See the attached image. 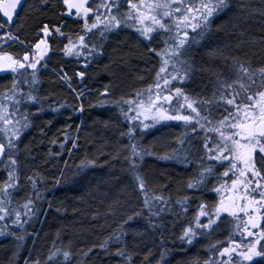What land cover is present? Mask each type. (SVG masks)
<instances>
[{
    "label": "trees",
    "instance_id": "obj_1",
    "mask_svg": "<svg viewBox=\"0 0 264 264\" xmlns=\"http://www.w3.org/2000/svg\"><path fill=\"white\" fill-rule=\"evenodd\" d=\"M40 5V0H28L16 24L29 43H33L30 37L34 29L52 17L49 8ZM230 6L231 11L213 19L207 36L195 37L199 43L191 49V59L195 58L196 79L193 73L190 86L175 84L194 98L212 96L214 82L231 76L233 58L251 62L253 68L264 66V0H230ZM156 40L158 44L154 40L149 46L131 27L103 41L92 36V43H102L103 54L87 62L55 54L51 43L52 54L38 66L34 93L38 101L20 108L29 127L17 145L20 187L13 193V206L19 207L33 195L25 178L38 176L39 212L23 227L0 222L5 233L0 235V264H35L37 260L44 264L53 245L72 253L70 264H204L210 258L217 259L218 250L230 240L247 242L226 214L210 235H198L190 245L180 240L182 228L194 222L198 205L211 207L218 199L212 191L213 178L202 190L187 188L188 182L197 179L199 157L204 155L202 133L193 136L190 128L167 121L150 124L147 129L137 126L131 141L122 135L128 132L129 123L113 102L133 99L154 84L160 62L149 49L164 46L160 37ZM6 49L21 57L25 52L15 43ZM57 72L66 73L70 84L61 81ZM79 72L85 73L84 79L77 76ZM12 81V74H0V93L10 89ZM106 88L111 93L107 97L101 95ZM185 133L190 143L184 145L183 154L189 160L164 158L172 157L176 141ZM131 143L149 153L137 161L148 189L171 200L162 220L156 221L164 225L160 230L150 227L146 212L123 225L142 203L125 159ZM84 159L94 161V166L79 171ZM216 171L222 173L224 168ZM6 179L0 165V184ZM185 197L188 211L177 217L181 208L176 202ZM121 228L126 233L123 244L111 241L106 249L100 247ZM118 248L125 256L116 254ZM253 264H264V258L256 257Z\"/></svg>",
    "mask_w": 264,
    "mask_h": 264
},
{
    "label": "snow or ice",
    "instance_id": "obj_2",
    "mask_svg": "<svg viewBox=\"0 0 264 264\" xmlns=\"http://www.w3.org/2000/svg\"><path fill=\"white\" fill-rule=\"evenodd\" d=\"M47 3L48 0H42L41 7ZM62 3L69 17L74 14L83 20L84 35L66 36L61 27L53 25L50 28L44 24L38 33L43 39L31 46V54L25 51L21 57L2 51V46L9 41L24 46V41L12 33L11 27L25 0H0V19L3 20L0 22V32H3L0 35V42H3L0 45V72L13 76L10 89L0 93V165L7 174V179L0 184V222L10 221L9 227H23L39 212L36 206L39 200L38 176L33 174L25 178L33 189V195L19 207L13 206V193L20 187L17 145L29 127L28 117L21 114L20 108L38 101L34 94L38 66H43L42 62L50 51L48 39L53 33L66 38L68 42L62 49L64 55L87 62L103 54V45L92 43L86 37L97 36L98 41H103L116 31L133 27L149 43L164 37V46L159 50L149 49L160 62L154 84L143 92H137L133 99L121 98L113 102L121 108L129 123L128 132L122 135H127L131 141L137 126L147 129L150 124L167 121H176L190 128L193 136L202 133L204 155L199 157L197 179L188 182L187 188L202 190L207 187L209 178L215 181L212 188L218 197L215 205L210 207L200 203L194 222L190 221L182 228L180 240L190 245L198 235H210L226 214L233 218L236 230L247 242L230 240L228 246L218 250L217 259L210 258L204 264H253L256 257L264 258V66L253 68L251 62L233 58L231 76L218 78L214 82L212 96L207 99L194 98L182 87L175 86L191 79L195 71L191 49L199 43L195 37L203 39L212 31L213 19L231 11L230 0H100L95 7L91 6V0H62ZM124 8L126 11H122ZM77 76L82 80L85 73L79 72ZM67 82L70 84V80ZM110 94L107 88L101 93L105 97ZM79 110L82 111V107ZM176 143L178 147L173 150L172 157L164 158L189 160V156L183 154L184 145L190 143L188 134L185 133ZM128 148L130 154L125 159L134 191L142 203L139 210H134L124 219L123 225L146 212L150 227L160 230L164 225L156 221L162 220L171 200L153 194L140 174L137 161L149 153L136 143H131ZM92 166L94 161L84 159L78 170L85 171ZM218 167L224 171L217 173ZM176 203L181 208L177 217L186 214L188 198ZM4 234L0 230V235ZM125 236L122 228L114 231L100 247L106 249L111 241L123 244ZM21 239L23 237H17V240ZM212 249L215 250L216 246L213 245ZM116 254L125 256L120 248ZM72 258L70 251L53 245L44 264H70ZM35 264L41 262L37 260Z\"/></svg>",
    "mask_w": 264,
    "mask_h": 264
},
{
    "label": "flooded vegetation",
    "instance_id": "obj_3",
    "mask_svg": "<svg viewBox=\"0 0 264 264\" xmlns=\"http://www.w3.org/2000/svg\"><path fill=\"white\" fill-rule=\"evenodd\" d=\"M40 2L42 3V0H40ZM99 3H100V0H91V6H93V7H95ZM27 4H28V0H25V4H24L23 8L19 11V16L23 12V10L26 8ZM42 8H49V11H50V14H52V17L50 19H48L47 22H43L40 26H38L34 29L33 34L30 37V41L32 40L33 43L27 42L29 40L26 37H24L19 32V30L17 29L16 24L19 21V16L16 19V22L11 27V31L14 35L18 36L21 41L25 40L24 46L18 45V46L23 47L25 49V51H29V53L31 54V51H30L31 46L34 45L35 43H37L39 39H43V36L38 35V33L40 31V28L44 24H48L50 28L53 25L61 27V31L63 33H65L66 36L67 35H71V36L84 35V32L82 31L83 20L75 17L74 14L69 17L66 14V7L63 5L62 0H48L47 5L42 7ZM122 11H126L125 8L122 9ZM0 22H3V20L0 19ZM89 23H91V19L89 20ZM18 33H19V35H18ZM0 35H3V32H0ZM86 39L91 40L92 36L86 37ZM67 42L68 41L66 38L59 37L55 33H53V35L48 39L49 46L52 43L55 54H59L62 56L64 55L62 49ZM8 46H2V51L8 52L6 49ZM80 61H81V59H79V62Z\"/></svg>",
    "mask_w": 264,
    "mask_h": 264
},
{
    "label": "rangeland",
    "instance_id": "obj_4",
    "mask_svg": "<svg viewBox=\"0 0 264 264\" xmlns=\"http://www.w3.org/2000/svg\"><path fill=\"white\" fill-rule=\"evenodd\" d=\"M134 2H135V0H134ZM125 10H126V8H125ZM131 28H133V27H131ZM160 39L163 41V37H160ZM161 40H160V43H162L161 42ZM156 41V43L158 44L159 42H158V40H155ZM12 43H15V44H17V45H21L20 43H18V42H12V41H9L8 43H7V45H3V42H0V45H3V46H8V45H10V44H12ZM152 45V43H149V46H151ZM31 49V48H30ZM30 51H32V49L30 50ZM52 52V50H50L49 51V53H48V55L47 56H49V54H52L51 53ZM192 62H195V58L193 57L192 58ZM46 64V63H45ZM48 68H49V66H47ZM193 67H194V69L196 70V68H195V66L193 65ZM53 71V70H52ZM195 74L193 75V77H194V79H196L195 78V76H196V74H198V73H196V72H194ZM57 75H58V78L61 80V81H63V82H67V81H69V79L67 78V76H66V79H64V73H62V72H57ZM191 82H192V80H189L187 83H185V84H187V85H189L190 86V84H191ZM67 83H69V82H67ZM103 93V92H102Z\"/></svg>",
    "mask_w": 264,
    "mask_h": 264
},
{
    "label": "water",
    "instance_id": "obj_5",
    "mask_svg": "<svg viewBox=\"0 0 264 264\" xmlns=\"http://www.w3.org/2000/svg\"><path fill=\"white\" fill-rule=\"evenodd\" d=\"M3 72H0V74H2Z\"/></svg>",
    "mask_w": 264,
    "mask_h": 264
}]
</instances>
